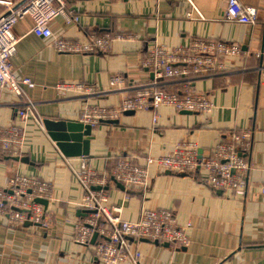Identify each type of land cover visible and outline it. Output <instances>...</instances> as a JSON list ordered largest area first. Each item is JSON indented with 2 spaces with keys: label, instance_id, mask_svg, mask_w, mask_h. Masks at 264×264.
Instances as JSON below:
<instances>
[{
  "label": "crops",
  "instance_id": "obj_1",
  "mask_svg": "<svg viewBox=\"0 0 264 264\" xmlns=\"http://www.w3.org/2000/svg\"><path fill=\"white\" fill-rule=\"evenodd\" d=\"M262 10L256 25L227 22V0H68V12L79 21L68 25L64 18L51 24L53 36L87 42L93 33H130V41H114L109 53L66 54L58 52L52 39L29 35L17 46L13 59L18 79L30 78L34 88L24 91L34 104L37 119L29 116L21 126L26 145L19 161L0 159V187L15 175L54 183L48 212L54 221L49 228L26 223L12 224L0 215V264H102L91 247L73 242L75 226L81 222L85 191L74 172L81 158H66L43 126L44 119L78 121L87 106L116 107L126 94L156 82L168 90L180 91L172 79H152L143 66L147 52L156 45L167 50L186 47L194 39L238 45L248 53L244 61L225 59L220 74L200 76L192 81L197 92L208 93L214 104L210 114L178 113L171 107L158 110L153 123L151 110L124 113L118 119L92 127L90 155L92 169L108 174L109 156L142 154L157 135L151 149L155 156L169 153L183 141L195 143L206 155L236 129L252 131V169L246 195L233 191L218 194L202 177L167 173L151 168L145 189L122 191L115 183L108 188V205L120 207V217L134 222L142 208L171 209L177 222L192 220L188 248L177 245L141 243L139 264H264V0H240ZM32 26L30 20H26ZM53 38V39H54ZM114 75L123 76L121 89L111 86ZM61 81L82 82L96 87V93H71L60 97L55 85ZM22 103L3 91L0 94V128L17 122ZM26 160L25 162L23 161ZM205 175V172L202 173ZM126 264H133L128 261Z\"/></svg>",
  "mask_w": 264,
  "mask_h": 264
},
{
  "label": "built area",
  "instance_id": "obj_2",
  "mask_svg": "<svg viewBox=\"0 0 264 264\" xmlns=\"http://www.w3.org/2000/svg\"><path fill=\"white\" fill-rule=\"evenodd\" d=\"M67 2L0 0V94L8 91L22 103L17 122L0 128V159L22 155L27 135L21 123L29 116L37 119L34 104L24 91L25 86L34 88L35 83L30 78L18 79L13 65L17 46L22 40L35 35L41 39H52V45L58 52L84 54L109 53L114 41L135 38L130 33H93L87 42L77 38H54L51 27L54 21L64 18L68 25L79 21L74 11L68 12ZM261 16L262 10L258 6L245 5L240 0H227L224 10L227 22L256 25L261 21ZM26 20L32 22L31 27ZM247 54L238 45L202 39H194L188 46L173 50L156 45L147 52L143 66L152 72L154 79L178 81L180 91L168 90L152 82L141 86L133 94L124 95L116 107L87 105L78 121L94 127L101 122L116 120L129 111L151 110L156 125L161 107H171L178 113L210 114L215 108L210 96L197 92L192 81L203 75L223 73L226 69L225 59L242 62ZM256 56L264 57V47ZM110 83L112 88L121 89L125 80L121 75H114ZM55 91L64 97L71 93L89 95L96 93L97 89L82 82L61 81L55 85ZM157 144L158 137L153 135L147 152L140 155L119 153L107 157L106 161L111 165L108 174L92 169L87 157H82L80 169L74 172L85 191L80 206L87 215L75 226L73 242L91 247L102 264H126L128 261L139 264L142 253L137 246L141 243L173 244L182 248H188L191 243L193 221L180 225L171 209L142 208L136 221L123 220L120 217L121 208L108 205L107 187L113 183L112 179L127 189H145L150 178L149 171L155 168L167 173L197 175L216 192L233 191L241 197L246 195L247 178L252 169L248 160L252 151L250 129L233 130L228 139L218 142L201 158L195 143L183 141L169 153L155 156L151 149ZM54 189L52 181L15 175L7 180L5 187H0V215L6 216L15 225L31 223L47 229L53 223L54 216L36 199L50 203ZM95 233L98 234L96 243L90 245Z\"/></svg>",
  "mask_w": 264,
  "mask_h": 264
},
{
  "label": "water",
  "instance_id": "obj_3",
  "mask_svg": "<svg viewBox=\"0 0 264 264\" xmlns=\"http://www.w3.org/2000/svg\"><path fill=\"white\" fill-rule=\"evenodd\" d=\"M243 50H246V45ZM154 79V75L151 74ZM133 111L126 112V114H133ZM184 114H191L190 112H183ZM43 126L47 131L50 139L55 143L57 149L66 158H81L90 155V142L92 126L81 123L80 121L62 120V119H44ZM201 158V152H199ZM5 160L19 161L20 157H6ZM25 162L26 160L23 159ZM113 183L117 185L122 191L130 192L129 189L122 184L112 179ZM108 189V188H107ZM222 192L219 191L218 194ZM36 202L43 205L46 209L49 202L46 200L36 199ZM78 215L84 218L87 215L86 211H79ZM98 234L95 233L92 237L90 245H95ZM169 245V244H166Z\"/></svg>",
  "mask_w": 264,
  "mask_h": 264
}]
</instances>
